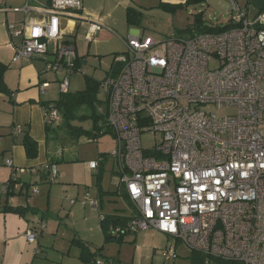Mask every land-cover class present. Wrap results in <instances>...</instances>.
Returning <instances> with one entry per match:
<instances>
[{
    "label": "built area",
    "instance_id": "1",
    "mask_svg": "<svg viewBox=\"0 0 264 264\" xmlns=\"http://www.w3.org/2000/svg\"><path fill=\"white\" fill-rule=\"evenodd\" d=\"M229 6L233 27L221 34L162 43L129 38L115 73L101 84L108 96L107 125L117 143L111 156L136 212L125 225L110 227L109 234L155 230L203 255L206 264H264V12L251 20L238 0H229ZM26 10L34 8L28 4ZM83 11L82 0H51L40 10L46 24L12 27L14 35L26 37L13 62L52 56L47 70L66 72L60 89L68 94L70 78L78 72L75 44L67 40L76 27L69 31L68 22L89 23L91 41L105 29ZM49 86L44 82L40 89ZM211 107L235 114L219 117L205 111ZM60 116L54 105L45 107L46 125L58 126ZM143 136L161 140L144 149ZM98 165L89 164L92 170ZM44 171L51 180L59 175L56 165ZM25 172L14 170L16 189L21 188L18 173ZM83 204L100 206L90 193ZM25 236L31 245L39 239L33 230ZM163 256L172 261L175 247Z\"/></svg>",
    "mask_w": 264,
    "mask_h": 264
},
{
    "label": "crops",
    "instance_id": "2",
    "mask_svg": "<svg viewBox=\"0 0 264 264\" xmlns=\"http://www.w3.org/2000/svg\"><path fill=\"white\" fill-rule=\"evenodd\" d=\"M50 1L0 0V64L7 67L4 80L8 88L7 93H0V264H95L96 261H104L106 264H144L146 253L151 255L152 251L157 250L156 236L169 238L158 231L150 230L138 234L128 233L119 237L122 238L120 240L106 241L102 216L130 219L136 213L125 187L119 184V178L118 180L116 178L118 167L114 159L110 166V160L101 158L103 154L98 155V161H85L86 159H82L79 153L76 160L77 162L82 160L84 163L79 164V168L65 166L52 181L49 174L44 171L45 166L49 164L59 167V159H63L62 152L59 153V145L54 143L55 139H59V132L48 136L44 122L45 107L59 101L56 100L59 87L54 83L56 81H51L54 84H51L46 92H42L39 87V82L43 80L42 75L47 71V64L53 60V57L25 59L14 63L16 50L24 43L26 37L25 34L14 35L12 27L22 29L32 24H46L48 18L40 10L47 8ZM187 1L119 0L117 4L111 5L113 6L111 9H106L108 15L92 14V17L108 30L109 20L112 19L111 11L121 6L126 7L127 10L133 6L142 10L160 8L173 12L171 6H184ZM28 4L34 10L27 11ZM238 5L247 12L249 19L251 12L255 11L251 17L254 19L263 8L264 0H238ZM76 21L78 20L68 22L69 31L76 28L67 36V40L76 37L78 29ZM135 37H146V35L140 27L132 28L127 41ZM57 74L56 78L59 80ZM16 127L21 128L18 134L13 133ZM27 135L38 144L36 159L27 157L23 146L24 137ZM75 142L71 140L70 144ZM77 143L79 145L85 142L79 140ZM7 161L13 162V168L8 166ZM94 161L99 164L96 170H92L89 166L90 162ZM13 169L26 171L24 174L18 173V184L25 189L21 196L10 199L9 206L29 207L31 212L27 211L23 214L4 212L7 190L3 189L11 181ZM90 174H95L99 178L98 182L90 180ZM45 183L49 186H44ZM83 186H86V189H83ZM15 191L18 192L20 189L15 188ZM87 193L99 199V208L80 205L77 201L72 204V200L68 203V196L81 200ZM30 195L34 197L31 198ZM60 205H62L61 210H67L71 226L62 235L58 228V221L62 216ZM41 212L53 218L54 227L43 225L44 215H41ZM43 226L45 230L41 232ZM28 230L39 234L36 244H28L25 236ZM117 248L118 254H110L111 249L116 251ZM124 249L132 250L131 261L125 259ZM149 259L150 256L147 257V260Z\"/></svg>",
    "mask_w": 264,
    "mask_h": 264
},
{
    "label": "rangeland",
    "instance_id": "3",
    "mask_svg": "<svg viewBox=\"0 0 264 264\" xmlns=\"http://www.w3.org/2000/svg\"><path fill=\"white\" fill-rule=\"evenodd\" d=\"M84 7V15L88 14H99V15H108L106 9H111L112 4H117L119 0H82ZM229 1V0H228ZM227 0H208L207 3L203 4H192L190 6L185 7L176 12H170L168 10L163 9H136V7L131 6V8H135L136 11L141 14H133L135 21H139L137 26H131L127 22V8L121 6L114 11H111L112 19L109 20V29H103L99 35L93 40H90V27L91 25L86 22L76 21L78 25L76 37H72L74 41L77 56L80 57L77 62V73L75 76H71V83L69 87V93L74 95L80 92H83L87 88V80L96 81L99 83L105 82L108 77H110L116 68L117 59L120 56H123L127 52L126 41L127 36L131 32L132 28H139L143 31L146 37L152 38L157 43H162L166 39L171 37H182L190 35L194 33L193 31L201 25L209 28L216 27H224L231 23V15H230V6ZM108 11V10H107ZM255 11L251 12L250 19L252 20V16ZM200 22V23H199ZM105 34V35H104ZM84 57V58H83ZM83 58V59H81ZM41 59V58H39ZM83 63V64H82ZM83 67H82V65ZM218 64L213 63L212 68H217ZM47 70V67H46ZM57 73L51 70H47L44 75H42L43 80L39 82V87L42 83L47 82L51 84H58L59 91L56 94V100L61 99V89L60 82L64 80L66 77V72L59 71L57 80ZM51 81H56L52 83ZM59 81V83H57ZM51 82V83H50ZM50 87V86H49ZM98 100L100 102L106 103L108 100V96L105 90L100 89L98 94ZM51 106L54 104H50ZM207 112H214L219 117H225L229 115L235 114L233 110H223L218 111L216 108H206ZM101 112H104V108H101ZM61 117V116H60ZM45 122V120H44ZM63 122L60 121V124ZM102 121L98 122L100 128L102 127ZM46 126V124H45ZM71 126L75 128H80L85 132H88V136L94 137L96 131L94 130V122L93 120H80L77 119L71 122ZM55 127V126H54ZM20 127H16L18 129ZM67 127L59 128V139H55L54 143L59 145V153L62 152L63 159H59V174L65 166H77L73 167L74 169L79 168V164H84L81 161L77 162L78 154L80 153L82 159H86L85 161L97 160L98 155L103 154L105 158L110 160V166L113 162L112 154L116 150L117 143L114 139L111 132H108L99 137L97 142L92 143H81L78 145L77 141L75 144L71 143V134L69 133ZM53 136V135H51ZM73 137V136H72ZM74 138V137H73ZM161 137L158 136L157 139H153L148 136L142 137V145L144 149H151L155 146L156 142H160ZM84 142V141H83ZM74 145V146H73ZM62 154L60 156H62ZM73 161L77 163H72ZM94 161V162H97ZM9 161H7L8 164ZM91 163V162H90ZM98 163V162H97ZM72 164V165H71ZM108 176L109 173H108ZM117 180L119 176H116ZM114 177V179H116ZM93 179L94 182H98V177L95 174H90V180ZM46 187L49 186L48 183H45ZM83 189H86V186H83ZM33 198V195H30ZM69 201H77L78 204L83 205V198L81 200L75 199L74 197L68 196ZM46 205H47V198ZM31 201V200H30ZM67 203V204H68ZM32 205V202H31ZM48 208V205H47ZM59 209H62V205L59 206ZM67 209V208H66ZM47 211V209H46ZM45 211V212H46ZM62 216L61 220L58 221V228L61 231V234L68 231L71 228L67 210H61ZM45 212H41V215H44L43 225H52L53 218L50 215L45 216ZM50 223V224H49ZM127 237V236H126ZM59 243V236L57 238ZM133 241V240H132ZM155 243L157 246V250L151 252V255L146 253V258L144 259V264H206V259L204 262V256L192 252L188 246L181 242H173L166 237L156 236ZM175 247L176 258L172 261H166L163 252L168 249L170 246ZM119 249L115 251V249H111L110 254H118ZM123 254L125 255V259L131 261L132 259V250L124 249ZM150 256V259L147 260V257ZM203 256V257H202ZM104 262V261H101ZM130 263V262H128Z\"/></svg>",
    "mask_w": 264,
    "mask_h": 264
},
{
    "label": "trees",
    "instance_id": "4",
    "mask_svg": "<svg viewBox=\"0 0 264 264\" xmlns=\"http://www.w3.org/2000/svg\"><path fill=\"white\" fill-rule=\"evenodd\" d=\"M208 0H188L187 3L179 6H171L173 12L179 11L184 9L187 6L192 4H203L207 3ZM264 12V6L261 9L260 13ZM137 13L138 15L141 14L140 12L130 8L127 10V22L131 26H137L139 21H135L133 14ZM135 14V15H137ZM200 23V22H199ZM233 25L230 23L224 27H216V28H209L205 26L199 25L195 31H193V35L195 34H207V33H215L221 34L228 30H230ZM7 72V67L3 64H0V93H7L8 88L5 84V73ZM101 83L87 80V88L85 91L80 92L78 94H65L61 96V99L54 103V107L58 110L61 115V119L63 124H59L58 126L51 127L46 125V132L48 136L53 135L57 131L59 132V128L67 127L71 134V140L75 141H84L85 143H92L97 142L98 138L105 135L108 130L110 131L107 125V102L103 103L98 100V94L100 92ZM48 106V105H47ZM101 108H104V112H101ZM77 119L80 120H93L94 122V130L96 133L94 137L88 136V132L83 131L80 128H75L71 126V122ZM102 121L103 125L100 128L98 122ZM111 132V131H110ZM74 138H73V137ZM23 146L25 147L27 157L29 159H36L38 156V144L35 142L30 136H25L23 140ZM104 156H101L103 158ZM55 165V164H49ZM52 181V180H51ZM15 182L11 180L7 185V194L5 196V211L10 213L16 214H23L24 212H31L29 207H18L13 208L9 206V201L11 198L21 196L24 192L25 188H20V191H15ZM24 187V186H23ZM26 193V192H25ZM27 194V193H26ZM130 219L117 217V216H103V228L105 231L106 241L110 242L112 240H120L122 238H115L109 234V228L112 226H117L119 224L125 225ZM122 237V236H120ZM203 257V256H202ZM204 262H205V257ZM213 264H233V263H226L217 260H212Z\"/></svg>",
    "mask_w": 264,
    "mask_h": 264
}]
</instances>
